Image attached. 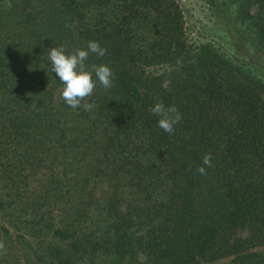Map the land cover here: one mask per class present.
Instances as JSON below:
<instances>
[{
    "label": "trees",
    "instance_id": "1",
    "mask_svg": "<svg viewBox=\"0 0 264 264\" xmlns=\"http://www.w3.org/2000/svg\"><path fill=\"white\" fill-rule=\"evenodd\" d=\"M233 1L254 31L219 7L231 33L264 52V0ZM185 24L177 0H0V264H264V82ZM90 41L115 79L73 109L49 53Z\"/></svg>",
    "mask_w": 264,
    "mask_h": 264
},
{
    "label": "rangeland",
    "instance_id": "2",
    "mask_svg": "<svg viewBox=\"0 0 264 264\" xmlns=\"http://www.w3.org/2000/svg\"><path fill=\"white\" fill-rule=\"evenodd\" d=\"M185 18L187 40L192 48L202 43H208L222 53L231 63L240 69L245 75L264 82V52L251 45L245 36H237L231 33L228 20L221 9L237 21V25L245 33H253L252 22L246 16L238 14L239 6L233 0H177ZM218 5V6H217ZM5 21L4 33L18 36L11 22L10 16H3ZM11 39V36H10ZM12 42V40H10ZM14 45H6L5 53L13 54ZM62 88L58 90L62 94ZM57 93V95H58ZM60 96V95H59ZM46 172L34 169L29 172V184L32 189L42 188L45 183ZM69 201L64 199L58 207H67ZM63 208L58 214L62 213ZM4 215L0 213V219ZM16 236L19 230L13 229ZM144 261L145 257L140 256ZM223 261L228 260L222 259ZM104 263L103 261L95 264ZM106 264V263H104ZM107 264H110L107 262ZM124 264H128L127 262ZM211 264V263H208Z\"/></svg>",
    "mask_w": 264,
    "mask_h": 264
},
{
    "label": "clouds",
    "instance_id": "3",
    "mask_svg": "<svg viewBox=\"0 0 264 264\" xmlns=\"http://www.w3.org/2000/svg\"><path fill=\"white\" fill-rule=\"evenodd\" d=\"M7 6L11 7V3H8ZM106 51L96 41H90L86 48L77 49L72 53H67L63 46L51 48L49 59L52 70L63 83L62 98L71 108L80 107L82 101L92 96L97 82L106 89L113 86L115 74L108 65H92L91 69H88L86 65L90 53L103 57L106 55ZM83 107L86 111H90L93 105L84 103ZM150 112L159 117L158 127L169 134L174 132L175 125L182 119L174 105L166 107L163 103L158 102L150 108ZM211 163L212 155L208 153L203 157L202 166L197 171L206 175L205 166L211 167ZM5 250V243L0 241V252Z\"/></svg>",
    "mask_w": 264,
    "mask_h": 264
}]
</instances>
